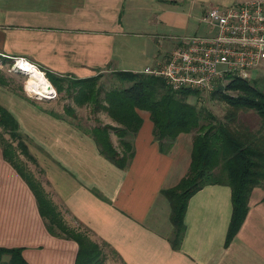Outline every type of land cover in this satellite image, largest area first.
I'll return each mask as SVG.
<instances>
[{"label": "crops", "instance_id": "crops-1", "mask_svg": "<svg viewBox=\"0 0 264 264\" xmlns=\"http://www.w3.org/2000/svg\"><path fill=\"white\" fill-rule=\"evenodd\" d=\"M246 1L252 0H0V55L74 78L143 73L165 60L179 39L213 32L203 21L210 5ZM0 105L27 138L26 151L13 142L21 169L0 142V247L23 248L30 264L76 263L79 243L59 226L50 230L39 208L40 191L63 227L105 243L123 264H264L261 187L252 192L246 220L227 246L231 188L199 190L188 202L181 247L173 248L171 205L163 191L187 175L192 133H181L163 153L150 112L140 110L135 154L121 169L89 134L1 85ZM112 142L122 150L118 139Z\"/></svg>", "mask_w": 264, "mask_h": 264}, {"label": "trees", "instance_id": "trees-1", "mask_svg": "<svg viewBox=\"0 0 264 264\" xmlns=\"http://www.w3.org/2000/svg\"><path fill=\"white\" fill-rule=\"evenodd\" d=\"M114 73L119 80L128 82V85L104 91L102 99L99 97L101 90L96 89V76L71 77L73 79L68 86H75L71 95L77 104L91 102L95 108H99L96 110L106 112L118 125L84 129L79 123L70 121L71 124L89 134L97 143L100 153L121 169L129 167L135 154L133 139L143 124L140 110L150 112L154 138L163 153L171 150L181 133H192L193 149L189 171L176 187L163 191L171 205V222L174 226L170 241L173 248L180 249L186 232L188 202L194 194L207 185H227L231 188L233 206L226 238V246L229 245L246 220L252 192L264 184V76L251 79L229 77L227 83H220L212 91V97L230 106L223 120L191 102V98L199 95L197 90L175 91L161 76L131 71ZM45 75L61 93L68 76H59L50 71H45ZM0 85L12 86L10 79L1 72ZM245 109L254 110L259 115L261 127L258 131L238 126V113ZM50 113L59 118L56 113ZM0 126L11 137L2 138L0 134L5 155L20 168L18 159L14 157L13 142L18 141V145L26 151L24 134L16 118L2 105ZM112 131L119 137L121 151L112 142ZM26 178L36 189L32 179ZM37 193L40 211L48 220L50 230L59 226L78 241L75 264H105V243L98 244L84 234H74L67 230L60 224L58 214L46 196L40 191ZM5 257L9 259L4 260ZM0 264L30 263L23 255V248L0 247Z\"/></svg>", "mask_w": 264, "mask_h": 264}, {"label": "built area", "instance_id": "built-area-1", "mask_svg": "<svg viewBox=\"0 0 264 264\" xmlns=\"http://www.w3.org/2000/svg\"><path fill=\"white\" fill-rule=\"evenodd\" d=\"M212 33L178 40L165 60L143 73L161 76L175 91L212 92L229 76L247 79L264 72V0L228 7L210 5L203 16ZM14 68L23 63L39 68L23 57H13ZM223 65V69L219 66ZM56 93L54 89V94Z\"/></svg>", "mask_w": 264, "mask_h": 264}, {"label": "rangeland", "instance_id": "rangeland-1", "mask_svg": "<svg viewBox=\"0 0 264 264\" xmlns=\"http://www.w3.org/2000/svg\"><path fill=\"white\" fill-rule=\"evenodd\" d=\"M239 3L245 2H237L235 4ZM4 58L5 57L0 55V72L3 75L7 76L11 81V87L13 89L11 87L2 86L8 91L13 92L20 97L26 98L30 102L41 105L42 107L47 109L48 112L52 111L56 113L59 118H62L68 122L73 121L74 123H79L84 129L92 128L94 126L118 125L106 112L96 110L99 108H95V106L91 102L83 105H79L76 103L75 99L71 95L75 86H68L69 82L73 78H65V88L61 93L58 92L57 89L52 85L56 91V93L53 94L52 97L37 95L38 85L33 82V80L31 79V75H29L24 70L14 68L15 64L13 59L4 60ZM223 68V65L219 66V69ZM38 69L42 70L45 75V71L43 69ZM263 73V71H260L258 75H255V78L263 77ZM96 77V89L101 90V94L99 96L101 99L104 96V91L128 85V82L119 80L114 72L100 73L96 75ZM229 77L231 78L233 77V75ZM227 81L228 80L224 81L223 84L227 83ZM191 102L196 103L200 108H205L206 111L212 113L218 119L225 120V116L230 110V106L225 101L216 97H212V92L199 93L198 96L191 98ZM237 119L238 126L240 128H247L253 131H258L261 127V119L257 112L254 110L245 109L239 111ZM2 129L3 128L0 126V134H2V138H11L8 134H5V132H1ZM25 136L26 135H24V139H27ZM110 137L111 139H118V142L120 141L119 137L114 133V131L110 132ZM16 143L17 142H15V144ZM117 147H120V142ZM258 187L264 189V184ZM103 250L105 255L107 256L105 264H123L116 256H114L108 246H103ZM6 259L7 257L4 258V260Z\"/></svg>", "mask_w": 264, "mask_h": 264}, {"label": "bare ground", "instance_id": "bare-ground-1", "mask_svg": "<svg viewBox=\"0 0 264 264\" xmlns=\"http://www.w3.org/2000/svg\"><path fill=\"white\" fill-rule=\"evenodd\" d=\"M21 70H24L31 75L33 82L38 85L37 95L52 97L54 94V87L41 70L25 63H23Z\"/></svg>", "mask_w": 264, "mask_h": 264}, {"label": "water", "instance_id": "water-1", "mask_svg": "<svg viewBox=\"0 0 264 264\" xmlns=\"http://www.w3.org/2000/svg\"><path fill=\"white\" fill-rule=\"evenodd\" d=\"M14 60V62H15V59H13Z\"/></svg>", "mask_w": 264, "mask_h": 264}]
</instances>
